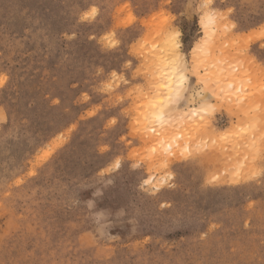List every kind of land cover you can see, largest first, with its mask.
I'll return each instance as SVG.
<instances>
[{"label": "rangeland", "instance_id": "374dc122", "mask_svg": "<svg viewBox=\"0 0 264 264\" xmlns=\"http://www.w3.org/2000/svg\"><path fill=\"white\" fill-rule=\"evenodd\" d=\"M0 264H264V0H0Z\"/></svg>", "mask_w": 264, "mask_h": 264}, {"label": "bare ground", "instance_id": "6f19581e", "mask_svg": "<svg viewBox=\"0 0 264 264\" xmlns=\"http://www.w3.org/2000/svg\"><path fill=\"white\" fill-rule=\"evenodd\" d=\"M214 24H216V21L214 20V17L211 16V15H206V21H204V25L203 26H204V31L206 32V34H208L209 38L212 37L213 33L215 32V28L216 27H215ZM211 25H214L212 27V29H211ZM207 27L208 28L210 27L211 32L208 33ZM174 46L175 45L173 43H171L170 46H169V50L173 51L175 49ZM176 47H177V45H176ZM168 60L169 59L166 60L164 58L163 59H159V61H160L159 65L162 68V72L159 73L158 83L157 84H158V90L161 92V94H158L157 98H155L154 101H151V103H148V110H150V112H148V114L147 113H145L144 115L142 114L141 121H142V127H144V128H146L151 123L152 124L153 123H159V124H163L164 128L167 127L168 132H170L169 131V129H170L169 127L172 124H169V122L171 120L169 121V118H167L165 107L169 104V102H171L173 96L178 95L180 93V91H179L180 89H178L179 82H181V79H185L186 77L184 78V76L182 75L180 77V79H179L180 81L179 80L175 81V78L173 76L176 74L175 73L176 69H177L175 67L176 63H172V66H170L171 64L169 63ZM166 71H169V73L165 74ZM229 76H230V74H229ZM219 78H220V76H219ZM229 79H230L229 85H231V87H233L235 89L234 95H231V96L237 97V99H239V100H244L243 99V95L242 94L239 95V93L243 92L245 90V88L247 87V85L243 84L242 81L238 82V79L233 77V75H231ZM162 92L165 93L164 97L162 95ZM245 100H246V98H245ZM205 110H206V108H205ZM203 111H204V109H203ZM183 115H185V113H183ZM186 115L189 116L188 113ZM192 115L193 116L196 115V117L200 116L198 114V112H197V108L193 109ZM165 125H168V126H165ZM148 129H147V131H148ZM168 135H169V133L166 134V137L164 136V137L158 138V142L155 145L156 146L160 145V147L164 146L165 149L168 148V147H171V149L172 148L174 149L173 144L174 145L176 144L175 146L178 147V145H177L178 144V139L179 138L181 139L183 137V134L178 132L175 135L171 136L170 138L168 137ZM168 138L171 139V141H168V140L166 141V139H168ZM188 143L187 142L184 143L185 146L183 148L185 150H188L190 148V146H191V145L188 146ZM179 145L181 146V144H179Z\"/></svg>", "mask_w": 264, "mask_h": 264}]
</instances>
